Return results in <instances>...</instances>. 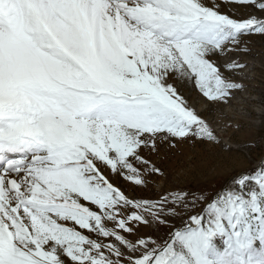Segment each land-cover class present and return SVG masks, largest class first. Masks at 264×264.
<instances>
[{
  "label": "snow or ice",
  "instance_id": "snow-or-ice-1",
  "mask_svg": "<svg viewBox=\"0 0 264 264\" xmlns=\"http://www.w3.org/2000/svg\"><path fill=\"white\" fill-rule=\"evenodd\" d=\"M264 0H0V264H264V141L227 133ZM199 145L222 187L165 188Z\"/></svg>",
  "mask_w": 264,
  "mask_h": 264
},
{
  "label": "rangeland",
  "instance_id": "rangeland-1",
  "mask_svg": "<svg viewBox=\"0 0 264 264\" xmlns=\"http://www.w3.org/2000/svg\"><path fill=\"white\" fill-rule=\"evenodd\" d=\"M251 55L243 57L249 63L246 69L248 89L234 101V109L230 116L239 127L227 133V137L236 143L244 144L264 141V48L259 43L251 45ZM248 159L243 153H237L233 167L223 174L215 175L214 169L219 161L211 153L204 151L199 145L192 147L187 144L180 148L160 164L166 173L161 181L165 188L210 187L212 191L223 186L229 176L237 171L252 168L258 159Z\"/></svg>",
  "mask_w": 264,
  "mask_h": 264
}]
</instances>
